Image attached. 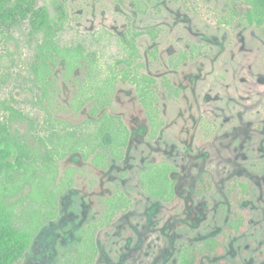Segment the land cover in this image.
<instances>
[{
  "label": "rangeland",
  "instance_id": "obj_1",
  "mask_svg": "<svg viewBox=\"0 0 264 264\" xmlns=\"http://www.w3.org/2000/svg\"><path fill=\"white\" fill-rule=\"evenodd\" d=\"M36 5L57 22L60 56L46 62L43 33L18 15L0 20V128L27 152L0 169V200L31 234L14 264H58L84 230L95 264H179L223 231L239 178L246 229L207 262L264 264V24L247 21L244 0ZM106 116L127 133L113 153L111 132L98 131ZM165 172L172 197H151L146 179ZM205 173L211 189L196 194ZM44 192L56 196L53 218Z\"/></svg>",
  "mask_w": 264,
  "mask_h": 264
},
{
  "label": "trees",
  "instance_id": "obj_2",
  "mask_svg": "<svg viewBox=\"0 0 264 264\" xmlns=\"http://www.w3.org/2000/svg\"><path fill=\"white\" fill-rule=\"evenodd\" d=\"M247 6L246 19L249 23L256 25L264 24V0H244ZM19 16L22 22H28L33 33H43L44 43L40 46V54L46 62L53 55L60 56V51L53 44L54 29L57 22L51 19L46 8L37 6L36 0H0V20L6 17ZM44 62V63H45ZM69 64V62H68ZM47 70L48 66L44 65ZM113 117L106 116V119L100 124L99 133L101 131H110L113 150L125 145L127 133L124 129L115 128L112 124ZM114 123V122H113ZM114 127L119 131V135L123 140L113 136ZM7 132L4 128H0V169H8L12 165H22L27 152L23 147L14 142H10ZM101 155V154H100ZM48 155H44L46 160V171L51 169V162ZM97 165L98 162H95ZM67 175V174H66ZM168 182L166 172L162 176L160 182L154 179L145 181L144 189L149 192L153 198L168 200L172 197V185H165ZM211 179L208 174H202L195 190L196 194L201 191H210ZM248 195V183L244 179L233 180L228 187V203H229V220L223 231L214 237L204 239L193 247L185 248L179 257V264H214L208 263L207 259L218 258L223 254L222 243L229 236H238L246 229V218L243 210L238 207L240 201ZM56 196L54 192H44L43 201L52 210L47 212L46 216L53 218L56 216ZM90 230L79 231V241L75 242L72 250L65 253L64 258L58 264H95L97 258V249L94 239L91 237ZM31 244V234L28 231L17 228L12 219V215L5 208L4 203L0 200V264H14L21 260L29 249Z\"/></svg>",
  "mask_w": 264,
  "mask_h": 264
}]
</instances>
